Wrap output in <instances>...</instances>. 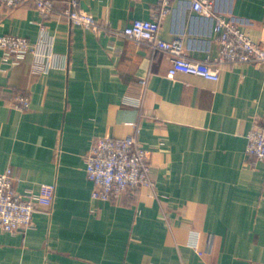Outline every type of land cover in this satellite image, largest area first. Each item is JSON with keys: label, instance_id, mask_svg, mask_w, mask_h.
I'll return each instance as SVG.
<instances>
[{"label": "crops", "instance_id": "1", "mask_svg": "<svg viewBox=\"0 0 264 264\" xmlns=\"http://www.w3.org/2000/svg\"><path fill=\"white\" fill-rule=\"evenodd\" d=\"M161 1L79 0L102 32L32 4L0 5V35L32 45L7 68L0 49V172L11 168L19 191L54 186L31 227L0 226V264H264V160L246 154L252 125L264 123V64L225 63L218 81L168 77V54L118 31L157 19L160 37L181 41L190 59L212 61L220 49L212 19L188 1L165 11ZM215 7L264 47V0ZM18 92L27 109L12 106ZM133 133L153 187L94 197L91 142Z\"/></svg>", "mask_w": 264, "mask_h": 264}, {"label": "built area", "instance_id": "2", "mask_svg": "<svg viewBox=\"0 0 264 264\" xmlns=\"http://www.w3.org/2000/svg\"><path fill=\"white\" fill-rule=\"evenodd\" d=\"M61 1L60 7H56L54 0H0V5L12 8L32 4L43 17L57 13L70 23L81 24L96 32L107 29L105 24L79 7V0ZM183 1H188L196 13L212 19L213 33L220 49L219 56L214 60L199 61L188 58L181 41L160 37L157 19H133L118 34L145 43L153 51L168 54L171 63L166 75L171 78L180 72L218 81L220 67L225 63L264 64V47L254 41L232 18L218 12L215 7L216 0ZM161 2L163 11L167 10L166 5L170 0ZM43 28L42 23L41 29ZM0 49L3 52L2 64L7 68L19 63L26 52L32 49V45L23 36L0 35ZM12 106L19 110L27 109V94L16 93ZM246 154L264 160V123L255 122L252 125L247 135ZM85 172L94 184L93 196L101 199L109 200L126 190L152 188L154 185L149 151L137 139L136 133L125 137L103 135L93 139L85 155ZM15 182L16 177L11 168L0 172V226L9 232L25 231L31 227L37 209L50 207L54 197V186L51 184H41L37 191H19Z\"/></svg>", "mask_w": 264, "mask_h": 264}]
</instances>
